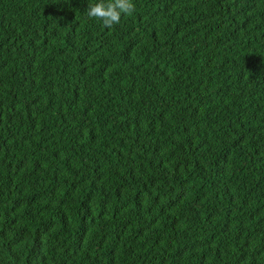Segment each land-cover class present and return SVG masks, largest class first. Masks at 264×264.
<instances>
[{"label": "trees", "instance_id": "1", "mask_svg": "<svg viewBox=\"0 0 264 264\" xmlns=\"http://www.w3.org/2000/svg\"><path fill=\"white\" fill-rule=\"evenodd\" d=\"M0 0V264H264V0Z\"/></svg>", "mask_w": 264, "mask_h": 264}, {"label": "clouds", "instance_id": "2", "mask_svg": "<svg viewBox=\"0 0 264 264\" xmlns=\"http://www.w3.org/2000/svg\"><path fill=\"white\" fill-rule=\"evenodd\" d=\"M136 5L133 0H98L95 4L87 6V16L103 22L106 28L119 24L122 15L130 16L134 13Z\"/></svg>", "mask_w": 264, "mask_h": 264}]
</instances>
